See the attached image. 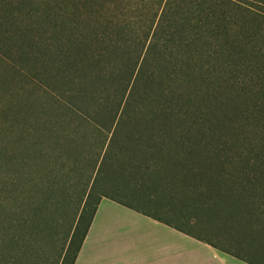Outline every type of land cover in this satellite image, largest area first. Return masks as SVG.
<instances>
[{
    "label": "trees",
    "instance_id": "obj_1",
    "mask_svg": "<svg viewBox=\"0 0 264 264\" xmlns=\"http://www.w3.org/2000/svg\"><path fill=\"white\" fill-rule=\"evenodd\" d=\"M33 6L0 0V264H73L102 199L181 194L216 228L263 234L264 0ZM25 76L33 90L2 87ZM103 174L142 178L137 195ZM43 233L54 254L20 249Z\"/></svg>",
    "mask_w": 264,
    "mask_h": 264
},
{
    "label": "crops",
    "instance_id": "obj_2",
    "mask_svg": "<svg viewBox=\"0 0 264 264\" xmlns=\"http://www.w3.org/2000/svg\"><path fill=\"white\" fill-rule=\"evenodd\" d=\"M206 217L185 209L181 194L134 205L102 199L73 264H194L192 253L198 264H264V231L248 239Z\"/></svg>",
    "mask_w": 264,
    "mask_h": 264
},
{
    "label": "rangeland",
    "instance_id": "obj_3",
    "mask_svg": "<svg viewBox=\"0 0 264 264\" xmlns=\"http://www.w3.org/2000/svg\"><path fill=\"white\" fill-rule=\"evenodd\" d=\"M6 1H8V2H15V1H17V0H6ZM51 1H53V0H27V2H32L33 4H34V6L33 7H28V9L27 10H34V9H36L35 8V6H38L40 3H42V2H51ZM225 1H230V2H236V3H238V4H240V5H244V6H246V7H250V2L252 1V0H225ZM253 1H256V0H253ZM40 29V28H39ZM31 79H29L28 77H19V78H17V79H13V86H12V84H10L9 82H8V79L7 78H5V79H3L2 80V87L3 88H6V89H9V92H11V93H13V92H15V93H17V92H19L21 89H24V90H33L34 89V85L33 84H31V83H29V81H30ZM13 91V92H12ZM4 101H9L10 102V99H8L7 98V100H4ZM7 126L9 125L8 123L6 124ZM14 131H17V133L19 132V131H21V130H17L16 129V127H14V129H13ZM7 133V134H6ZM9 132H5V131H2V134H5L6 136H12V137H14V135H12L11 133L10 134H8ZM19 134V133H18ZM17 137L19 138L20 136H18L17 135ZM16 136L14 137V138H17ZM0 138H1V136H0ZM107 144L108 143H106L105 145H104V147H103V150L105 151L106 150V146H107ZM8 146V144H6V147ZM98 147H96L95 148V150L93 151V152H95L97 149L98 150H100L101 148V146H103V145H101V144H99L98 143V145H97ZM97 150V151H98ZM165 159V158H164ZM163 159V160H164ZM164 166L166 165V164H164V163H162ZM87 169H88V166H87ZM6 173H7V169H4L3 170V172H2V176L5 178L6 177ZM103 176V177H102ZM101 176V181L98 183V185H99V188L100 189H104L105 190V188H107V191H108V193L111 195V194H115V197L116 196H122L123 194H133V192H135V190H137L135 187H134V184L135 183H137V182H140L141 181V179L142 178H139V177H137V176H135L134 178H127V179H123V180H120V181H118V183H119V185H118V187H110V185H109V181H108V179H106V174H103ZM139 178V179H138ZM132 186V187H131ZM8 189H10V188H8ZM102 189V190H103ZM136 193V192H135ZM136 195H137V193H136ZM117 198V197H116ZM119 199H121V200H123V201H127V202H130V200H127V199H125V198H122V197H120ZM133 203V202H132ZM134 204V203H133ZM78 216H79V214H78ZM88 217V211H87V214H85V217ZM35 222H36V224L38 225V224H40V220L38 219V220H35ZM210 226H213L212 224H210ZM63 227H65V225H63ZM214 227V226H213ZM39 228H40V226H39ZM46 228H47V226H42V230L44 231V232H47V230H46ZM188 230H192V228H187ZM59 230H62V227L60 226L59 227ZM44 234V236L43 237H39V236H37V237H34L33 239H30V238H28V237H26V238H28V239H30V241H31V244H28V245H26V243H25V238L23 237V240H22V245H24V246H22V247H20V249H22V250H25V249H27V246H31L32 245V247H33V249H36V250H38V249H42V250H46V251H50L52 254H54V252L52 251V244L54 243V240H55V237H53V236H49L48 238H46L45 239V233H43ZM57 238V237H56ZM61 237H59V239H60ZM57 246H59V244L57 245ZM56 248H58V247H56ZM29 250V249H28ZM196 253V252H195ZM202 254L203 253H201V254H199L201 257H202ZM51 255V254H50ZM192 257V260L193 261H195V262H193L194 264H198L200 261H201V259L202 258H200L199 256H196L195 254H191L190 256H188V258H191ZM205 258H206V256H205ZM53 260V258L50 260V261H52ZM31 263H29V264H36L34 261L32 262V261H30ZM203 264H206V263H203ZM210 264V263H209Z\"/></svg>",
    "mask_w": 264,
    "mask_h": 264
}]
</instances>
